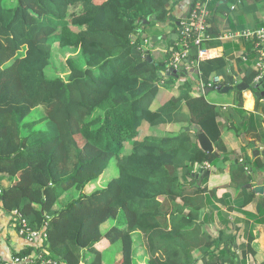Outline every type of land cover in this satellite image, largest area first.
Masks as SVG:
<instances>
[{"label":"trees","instance_id":"1","mask_svg":"<svg viewBox=\"0 0 264 264\" xmlns=\"http://www.w3.org/2000/svg\"><path fill=\"white\" fill-rule=\"evenodd\" d=\"M178 4V0H0V180L7 175L12 181L8 188L0 181V210L7 214L19 210L32 230L46 233L40 249L59 263L105 264L103 252L95 248L105 240L120 244L122 258L115 264H136L135 234L145 248L138 264H246L248 254H255L252 232L241 259L237 249L233 251L236 236L227 225L218 235L210 232L207 222L213 220V212L205 215V210H218L215 202L226 199L217 198L219 188L204 186L207 178H196L200 167L221 171L230 163L232 183L245 193L242 207L255 199L246 188L252 177L245 163L222 140L218 119L226 120L223 108L209 104L204 96H190V82L178 97L152 107L173 55L182 51L181 35L170 46L173 50L157 47L165 41L161 37L171 33L157 36L151 56L145 43L152 41L142 36L146 27L141 23L155 17L151 24L178 32L177 21H184L174 13ZM215 4L212 0L209 7ZM76 9L79 12H72ZM209 33L217 37L213 29ZM216 44L206 42L201 48ZM57 51L71 54L66 59L68 74L50 78L47 70ZM198 52L189 42L188 56ZM231 52L226 46L225 56L199 61L206 86L213 73L228 77L224 86L234 84ZM242 63L243 80L252 85L259 76L257 69L247 66L253 56ZM260 83L263 86L264 79ZM237 94L236 110L246 115L242 94ZM36 109L41 117L31 116ZM164 126L181 128L156 134ZM199 131L210 138L220 157L202 150ZM126 144L132 145L130 153H125ZM112 160L117 161L119 175L106 188L85 193ZM256 166L264 168L259 158ZM72 190L79 192L78 198L60 205L61 197ZM108 223L111 227L102 231ZM86 251L95 253L90 262L85 260Z\"/></svg>","mask_w":264,"mask_h":264},{"label":"crops","instance_id":"2","mask_svg":"<svg viewBox=\"0 0 264 264\" xmlns=\"http://www.w3.org/2000/svg\"><path fill=\"white\" fill-rule=\"evenodd\" d=\"M178 1L179 4L174 11V13L179 16L177 19H183V22H189L187 20V14L189 13L190 17V13L193 9L192 8L190 11L192 1ZM211 1L212 0H195L196 3L204 2L206 5L209 12L208 32L211 29L217 32V37L215 38L209 33L213 38L210 42L216 41L217 44L213 47H207L205 49V51H207L205 56H201L198 52V55L187 57L191 58L189 63H186L183 66H180L181 62L179 63V68L186 69L188 75L178 78L174 77L172 74L171 76L166 74L167 76L162 79L163 82L161 81L163 84L160 86L158 97H163L160 103L164 102L171 96L178 97L180 95V89L185 87L187 82H190L188 77L198 75L201 79V84L203 80L201 78V72L198 69L199 61L221 58L226 54V46L232 47V52L229 54V62L232 63L231 73L235 78L234 84L224 86L223 83L228 81V77L213 73L209 79V83L211 84L213 82V77L220 76L223 78V81L219 84V87L222 88H217L212 91L210 87H206L204 91H200L199 87H196L195 85L193 88L191 85L189 95L195 98L204 96L209 104L223 108L226 120L224 118L218 119L219 124L222 126V140L227 149L234 154V157L238 156L240 161L245 163V167L248 169L247 171L250 172V175L252 176V181L249 184L251 185V188H248L247 186L246 188L254 194L255 199L249 205L242 207L240 201L245 197V193L241 194L237 184L232 183L230 178L231 165L228 163L225 166H222L223 169L221 171L219 170V167H216V171H213L209 176L204 177V180L206 178L208 179L204 186H208L209 189L219 188V191H217V198L222 199L225 197L226 199L224 202H215V206H217L220 213H218V210H213L212 207H207L205 215H209L211 211L213 212V220L207 222V226H213L212 233H215L216 235L219 234V231H222V229L225 228L224 222L226 216H228L226 230H229V232H232L233 235L236 236V245L233 251L237 249L240 259L243 247L248 244V233L252 232L254 236L252 248L255 254H248L250 256H248L246 264H264V218L262 219L261 215L258 213L259 208V211L264 215V190L261 193H256L254 191V188L257 186H261L264 189V168L258 169L256 166V159L258 158L259 161L264 164V85L260 86L261 83H259V81L264 79V72H259V76L255 79V82L252 85L247 84L249 86L247 89L243 91L238 89L239 79L244 82V74L240 73V60L244 63L242 64L245 65L248 63V58L253 56V63L250 66H247L257 69V63L260 59V55L256 50V39L253 34L264 29V0H229L227 3H223L224 0H214L216 1V4L214 7L210 8L209 4ZM157 28V31L159 32H154L156 37L161 34H173L172 32H168L169 29L165 30L160 25H158ZM228 34H232L231 36L233 37L226 38V35L228 36ZM168 43L169 44L166 47L169 46V49L172 50L173 48H170V46H172L170 40ZM179 46L182 47L181 45ZM166 47L165 50L167 49ZM184 51L185 50L182 49V51L175 53L172 57V61L177 55ZM196 72H198V74ZM261 75V79L258 80ZM167 77H173L176 79L171 87L165 86V84L169 82V78ZM225 87H230L226 93L222 92V89ZM235 89L242 94L241 100L246 115L240 114V112L236 110V102L239 98ZM214 92L218 93V95H226L230 93H233V95L227 99L223 98L224 100L222 102V98H215L213 100L209 98ZM257 93H259L260 96H257ZM231 124L233 125L232 128ZM257 151L258 153H256ZM205 168L208 169L212 167ZM198 170L199 168L197 171ZM2 178H4V180ZM2 178L1 183L4 188L11 186V181L7 175H2ZM91 185L92 184L85 188V193L87 191V194H90L89 191H91ZM65 195H63L61 199ZM205 196H207V194ZM61 199L59 202H62ZM69 199H74V197L65 198L63 204ZM209 223H211V225H208ZM108 224L111 227L112 223ZM107 228L108 226L106 224L103 226L102 231L105 232ZM44 239L45 238L40 236L34 242H29L17 233L15 227L11 224L10 219L8 218V214L0 210V258L2 260L9 261L14 255L26 254L38 260L37 264H62L57 262V260L44 255L46 252L43 249H40L41 246H43ZM114 245H110L104 240L95 246L98 252H103L105 264H115L122 258L121 248ZM94 256L95 253H88V251H86L85 260L90 262L93 260ZM82 264H85V261L82 262Z\"/></svg>","mask_w":264,"mask_h":264},{"label":"built area","instance_id":"3","mask_svg":"<svg viewBox=\"0 0 264 264\" xmlns=\"http://www.w3.org/2000/svg\"><path fill=\"white\" fill-rule=\"evenodd\" d=\"M196 3V2H195ZM194 3V5H195ZM208 19L209 12L204 4V2H198L190 13V17L187 18L189 22H182V34H181V46L185 50L181 54L177 55L173 62H171L170 67L173 69L179 68V63L185 60L188 57L189 42L193 43L199 48V53L201 56H205L207 51L206 48H201L202 44L212 41V36L209 34L208 29ZM230 35V36H229ZM232 34L226 35V38H232ZM256 39V50L260 55L259 62L257 63V69L259 72H264V29L259 30L253 34ZM147 42V40H146ZM262 75L258 78L261 79ZM223 78L216 76L215 80L212 83L221 84ZM211 83V84H212ZM260 83V81H259ZM209 83L208 86L201 85V90L204 91L206 87H211ZM3 194V188L0 186V208H1V195ZM8 218L10 219L11 224L16 227L18 226L17 233L24 237L29 242H34L37 238L42 236L46 238V233L32 230L29 222L24 218L22 213L19 210H14L11 214L8 213ZM238 254V252H237ZM239 255V254H238ZM38 260L32 258L31 256H19L14 255L11 257V260L6 261L0 258V264H37Z\"/></svg>","mask_w":264,"mask_h":264},{"label":"rangeland","instance_id":"4","mask_svg":"<svg viewBox=\"0 0 264 264\" xmlns=\"http://www.w3.org/2000/svg\"><path fill=\"white\" fill-rule=\"evenodd\" d=\"M15 5H16V3H15ZM79 9H81V8H79ZM79 9H76V10H74V11H72V12H79ZM152 23V22H151ZM141 25L142 26H145L146 28L145 29H143V31H142V36L144 37V38H149V40H153V37H156V35H155V33L154 32H156L157 30H158V25L157 24H151V25H144V24H142L141 23ZM74 29L75 30H78V28L77 27H74ZM157 32H159V31H157ZM181 34H182V32H181ZM180 34V35H181ZM181 40L182 39H180V41H179V43H180V45L182 44V42H181ZM162 44L161 46H159V44ZM157 44H158V46L157 47H159L160 49H164L169 43L167 42V40H165V41H159ZM145 45L147 46V49L151 52V56H153V53H154V47L152 46V44H150L149 43V41L147 40V42L145 43ZM165 46V47H164ZM183 49V48H182ZM75 57L77 56V52H74V54H73ZM69 56H71V54L70 53H65V54H61V52H55V54H54V58H53V62H52V65L48 68V70H47V74L49 75V77L50 78H55V76H57V75H59V74H61V76H66L67 74H68V72H67V64H66V59L69 57ZM189 63V62H188ZM173 70H176L177 71V73H178V78L179 77H181V74L183 75V73L184 72H186L187 73V75H188V71L186 70V69H181V68H178V69H173ZM186 76V75H185ZM167 78H169V77H167ZM213 80H215V77H213L212 78ZM188 80L190 81V83H192L191 85L193 86V88L195 87V85H196V87H199V90L201 91V85L203 84V85H205L206 86V84L205 83H203V81L201 82V84H200V81H201V79L198 77V75L197 76H193V77H188ZM162 81V80H161ZM169 81L170 82H173V83H175V81H176V79L175 78H173V77H170L169 78ZM163 82V81H162ZM199 84H200V86H199ZM198 85V86H197ZM218 86H219V84H217V83H212L211 84V89L213 88V89H217L218 88ZM171 87V86H170ZM182 90L183 89H180V93H182ZM199 90H198V92H199ZM233 95V93H230V94H226V95H218V93H216V92H214V93H212V95L211 96H209V98H211L212 100L213 99H215V98H222V102H223V98H230L231 96ZM162 98L163 97H158L156 100H155V102L153 103V106L152 107H155V106H158V105H161V103H160V101L162 100ZM44 109L42 108V111H43ZM41 114H43L42 112H41V110L40 109H36L33 113H32V115L31 116H36V117H41ZM180 126H174V127H170V126H164V127H160V128H158L157 129V131H156V134H159L160 136H163V135H166V134H170V133H177V132H179V130H180ZM146 129V132H148V130H147V128H145ZM148 134H150V133H148ZM78 141H79V143H80V145H82L83 143H82V141L78 138ZM132 147V145L131 144H126V146H125V153H130L131 152V148ZM119 175V169H118V165H117V161L116 160H112L111 162H110V164H109V168L106 170V172H105V174L100 178V180L99 181H97V182H93V183H91L92 185H91V191H89L90 192V194L91 193H93V192H95V191H97V190H99V189H103V188H106L107 187V185H108V183L111 181V180H113L114 178H116L117 176ZM252 177V176H251ZM3 180H4V178H2ZM2 179H1V182H2ZM11 181V180H10ZM11 183H12V181H11ZM86 193H87V191H86ZM80 194L79 193H77V192H75V191H72V192H70V193H68V194H66L61 200H62V202H58L60 205H63V201L65 200V198H67V197H70V198H76V197H78ZM263 201V200H262ZM65 204V203H64ZM260 204V203H259ZM259 213V212H258ZM259 215H261V217H262V219L264 218V215H262V213H261V211H260V213H259ZM259 219V218H258ZM121 222H122V220H120ZM208 225H211V224H208ZM226 224H224V226H225ZM107 226H108V228L107 229H109L110 228V225L109 224H107ZM207 228L212 232L213 230H212V228H213V226L212 227H210V226H207ZM134 240H135V246H136V248H135V253H134V257L136 258V264H138V257H140L141 256V251L143 252V249H145L144 247H143V245L141 244V240H139L138 239V234H135L134 235ZM114 246H117L118 248H120V244L118 243H116V245H114ZM88 253H90V252H88ZM148 257H147V255L146 254H144V256H143V259L144 260H146ZM144 264H147V262L146 263H144Z\"/></svg>","mask_w":264,"mask_h":264},{"label":"water","instance_id":"5","mask_svg":"<svg viewBox=\"0 0 264 264\" xmlns=\"http://www.w3.org/2000/svg\"><path fill=\"white\" fill-rule=\"evenodd\" d=\"M177 1V0H176ZM192 1V4L190 6V11L191 9L193 8L194 6V3H195V0H191ZM229 0H224L223 3H227ZM173 1L170 3L172 4ZM171 18L173 17V15L170 16ZM186 18V17H185ZM153 21H156V18L155 17H151V18H148L147 20H143L142 21V24L144 25H150L151 22ZM177 26L179 27V31L176 32V33H173L171 35H167V36H163L161 37L163 40H170V43L171 45H174L177 40L180 38V34L182 32V26H181V21H177ZM159 38L158 37H153V40H152V46H154L157 42H158ZM173 50V49H172ZM147 53V58L150 62H153L152 58L150 57L149 55V51L147 50L146 51ZM191 61V58H187L185 60H183V62L180 63V66H183L185 65L186 63L190 62ZM233 71V69H232ZM198 74V72H196ZM171 74L174 76V77H178V73L176 70H173V68H170L169 71L167 72V75L168 76H171ZM185 75H187L186 72L183 73V75L181 74V77H184ZM249 86L247 84H245L244 82H242L240 79H239V82H238V89L240 91H243L245 89H247ZM230 89V87H225L222 89V92L226 93L228 90ZM214 89L212 88V91ZM257 96H260L259 93L256 94ZM187 130H189V128H187ZM197 136H198V142H199V145L200 147L202 148L203 151L205 152H208V153H214L217 157H220V155L216 152L215 150V147H214V144L212 143V141L210 140V138L202 131H199L197 133ZM258 153V151L256 152ZM258 155V154H257ZM213 171H216V167H212L210 169H204V168H201L200 169V172L199 174L196 176L197 179H199L200 175H201V179H203L204 177L206 176H209L211 172ZM248 188H251V185H247ZM263 187L261 186H257L254 188V191L256 193H261L263 191Z\"/></svg>","mask_w":264,"mask_h":264},{"label":"clouds","instance_id":"6","mask_svg":"<svg viewBox=\"0 0 264 264\" xmlns=\"http://www.w3.org/2000/svg\"><path fill=\"white\" fill-rule=\"evenodd\" d=\"M181 26H182V22H181ZM170 68H171V67H170ZM170 68H169V69H170ZM208 167H209V166H208ZM202 168L206 169L205 167H202ZM208 169H210V168H208Z\"/></svg>","mask_w":264,"mask_h":264}]
</instances>
